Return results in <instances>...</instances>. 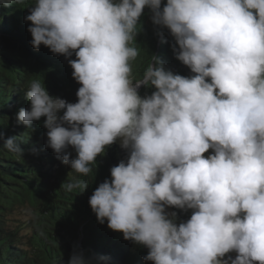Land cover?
Returning a JSON list of instances; mask_svg holds the SVG:
<instances>
[{
  "label": "clouds",
  "instance_id": "clouds-1",
  "mask_svg": "<svg viewBox=\"0 0 264 264\" xmlns=\"http://www.w3.org/2000/svg\"><path fill=\"white\" fill-rule=\"evenodd\" d=\"M13 3L0 0V7ZM161 5L35 0L25 17L32 48L64 56L81 86L69 103L32 81L30 107L16 120L32 130L43 117L46 147L83 176L119 141L127 158L110 169L89 206L98 223L107 220L124 240L148 249L146 264H264V0ZM145 8L193 75L174 74L151 55L142 77L131 78ZM141 87L154 91L142 96ZM2 145L25 155L16 136ZM88 186L63 184L79 194ZM168 209L191 216L178 223ZM68 264L87 261L74 249Z\"/></svg>",
  "mask_w": 264,
  "mask_h": 264
},
{
  "label": "trees",
  "instance_id": "trees-1",
  "mask_svg": "<svg viewBox=\"0 0 264 264\" xmlns=\"http://www.w3.org/2000/svg\"><path fill=\"white\" fill-rule=\"evenodd\" d=\"M34 3L14 0L11 7H0V264H68L74 249L87 264H146L143 258L148 249L124 240L122 233L107 227V220L98 223L89 206L96 187L111 179L110 169L127 158L119 141L106 147L91 165L92 172L83 176L62 164L46 147L43 117L33 123L32 130L16 120L21 108L30 107L25 92L32 81L40 80L50 96L69 103L77 102L81 86L72 78L73 70L64 56L43 45L38 50L32 48L25 17ZM164 4L166 0L161 7ZM140 23L135 45L139 55L131 62L133 80L142 77L151 55L163 60L174 74L193 75L175 59L173 38L166 28L152 24L147 8ZM152 91L139 89L141 95ZM11 136L18 137L25 150L23 158L3 148V139ZM68 151L75 158V151ZM74 180L89 186L80 194L79 190L66 191L63 184ZM176 211L178 223L191 216V210Z\"/></svg>",
  "mask_w": 264,
  "mask_h": 264
},
{
  "label": "rangeland",
  "instance_id": "rangeland-1",
  "mask_svg": "<svg viewBox=\"0 0 264 264\" xmlns=\"http://www.w3.org/2000/svg\"><path fill=\"white\" fill-rule=\"evenodd\" d=\"M151 94V92L150 93H148V95H150ZM145 95H147V94H145ZM143 96V95H142ZM209 153H205V155L207 156ZM168 211H176L175 209H168ZM177 212V211H176ZM228 255H230V256H232V258H235V253H230V254H228Z\"/></svg>",
  "mask_w": 264,
  "mask_h": 264
},
{
  "label": "water",
  "instance_id": "water-1",
  "mask_svg": "<svg viewBox=\"0 0 264 264\" xmlns=\"http://www.w3.org/2000/svg\"><path fill=\"white\" fill-rule=\"evenodd\" d=\"M176 210V209H175Z\"/></svg>",
  "mask_w": 264,
  "mask_h": 264
}]
</instances>
